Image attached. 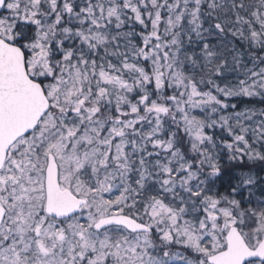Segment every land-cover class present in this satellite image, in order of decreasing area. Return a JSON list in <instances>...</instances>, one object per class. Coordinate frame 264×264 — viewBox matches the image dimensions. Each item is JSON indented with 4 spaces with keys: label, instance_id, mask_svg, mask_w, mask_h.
I'll list each match as a JSON object with an SVG mask.
<instances>
[{
    "label": "snow or ice",
    "instance_id": "6c2138e0",
    "mask_svg": "<svg viewBox=\"0 0 264 264\" xmlns=\"http://www.w3.org/2000/svg\"><path fill=\"white\" fill-rule=\"evenodd\" d=\"M0 264H264V0H0Z\"/></svg>",
    "mask_w": 264,
    "mask_h": 264
}]
</instances>
